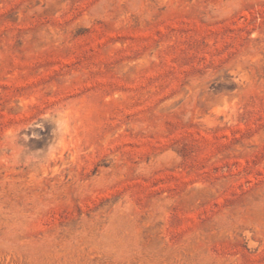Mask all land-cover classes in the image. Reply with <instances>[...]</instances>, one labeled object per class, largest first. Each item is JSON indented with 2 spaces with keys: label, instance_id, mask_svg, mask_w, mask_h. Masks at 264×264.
Instances as JSON below:
<instances>
[{
  "label": "rangeland",
  "instance_id": "rangeland-1",
  "mask_svg": "<svg viewBox=\"0 0 264 264\" xmlns=\"http://www.w3.org/2000/svg\"><path fill=\"white\" fill-rule=\"evenodd\" d=\"M0 264H264V0H0Z\"/></svg>",
  "mask_w": 264,
  "mask_h": 264
}]
</instances>
